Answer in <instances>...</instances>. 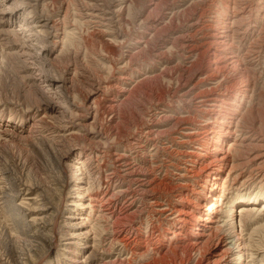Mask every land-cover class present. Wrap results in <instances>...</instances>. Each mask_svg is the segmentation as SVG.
<instances>
[{"label":"rangeland","instance_id":"rangeland-1","mask_svg":"<svg viewBox=\"0 0 264 264\" xmlns=\"http://www.w3.org/2000/svg\"><path fill=\"white\" fill-rule=\"evenodd\" d=\"M235 6H244L256 23L245 39H234L244 53L264 43V0H0L1 263L212 264L213 244L240 235L248 264H264V197L255 208L240 202L264 193V165L258 170L238 167L244 175L236 179L237 171L227 174L229 165L221 169L211 193L222 198L221 208L215 209L219 228L216 233V224L210 228L212 241L200 251L189 239L196 231L193 222L178 228L177 220L170 221L186 208L190 217L204 213L208 201L201 196L208 187L203 181L214 164L208 159L191 165L181 156L188 144L178 143L181 134L174 123L189 108L190 115L194 111L178 95L193 86L197 93L213 81L198 83L208 72L202 68L175 96L174 67L193 59L177 56L181 48L176 43L192 39L198 25L188 22L190 17L213 23L211 16L223 20ZM170 12L179 14L171 18ZM198 37L193 38L197 45L202 42ZM253 63L244 97L252 109L239 124L254 135L247 148L239 149L241 159L253 146L264 148L263 51ZM237 68L228 73L229 85L243 87L246 77ZM240 114L231 120L222 147L234 139L231 132ZM233 201L232 221L225 213ZM238 242L221 264L237 263L238 254L232 253ZM73 243L80 244L78 249Z\"/></svg>","mask_w":264,"mask_h":264},{"label":"bare ground","instance_id":"bare-ground-1","mask_svg":"<svg viewBox=\"0 0 264 264\" xmlns=\"http://www.w3.org/2000/svg\"><path fill=\"white\" fill-rule=\"evenodd\" d=\"M197 1H199V0H197ZM200 1H202V0H200ZM237 1L239 2V0H233V4L234 3L235 4L238 3ZM117 2H119V1H117ZM194 3H195V0H194ZM124 5L125 4L123 3L121 8H124ZM106 6H107V4H106ZM224 6L226 7L227 4L224 5ZM102 9L103 8H101V10ZM120 10H122V9H120ZM180 11H182V10H180ZM186 11H187V9H186ZM194 11H193V13H194ZM174 12L173 13L170 12L172 14V15H170L171 18L175 14H179V12L178 13H174ZM183 12H185V11H183ZM183 12H182V14H183ZM187 12H189V11H187ZM121 13H122V11H121ZM86 14H88V13L86 12ZM94 14L97 15V13H94ZM108 14H109V16L107 15L108 19H111L112 15H114L113 12H109ZM115 14H118V13L115 12ZM88 15H92V12H91V14L89 12ZM229 16L230 17H226L223 20L218 19L217 18V14L214 15V16H211L213 20L211 19L210 21H212L213 23H216V25H217V23L221 22L222 23L221 27H217L213 23H206V24L204 23L203 24L202 22H200V24H199V19H197L196 22H193V18L192 17H190V18L188 17L189 18L188 22H191V24L192 25L194 24L195 26L198 25V27H196V29H195L197 32L195 31L194 34L191 35L192 39H188V40H184L183 39V40L178 41L176 43V47L181 48V49H178L177 56H182L183 58H186V59H189V58L193 57V59L187 60V62H186L187 65L182 66L179 63L181 67H179L178 64L174 67L175 73H174V71H173V73H174V75L176 74V77L174 79L176 86L174 87L173 93L175 94V96L178 95V92H180L181 88L185 85V83L188 81V79L194 74V72L197 71V70H200L202 68L207 70L208 72L205 73V75L199 79L198 83L200 84L202 82H209V84H210V82L213 81L210 86L206 87L205 89H202V90L198 91L197 93H195V92L193 93V91L191 90L194 87L193 86L191 89L185 90V91L181 92L180 95H178V98H177V99H179L178 101H182L184 104L185 103L191 104V106H192L191 110L193 108L194 115H190V112H189L190 108H189V110L186 111L185 118L177 117L176 120H175V123H174V127H175L174 130L178 131L181 134V136H179L177 138L178 139V143L182 144V145L188 144V145H186V146H188L187 147V151H184L185 153L181 155L184 158V162L185 163L191 162V165L192 164L194 165V164H197V163H202L205 160L207 161L208 159H210L208 164H210V163L212 164V162H214V164H212V166L209 167L208 172L206 173L205 179L203 181V183H206V187H204V188L207 189V187H208V192L203 193L202 196H201V193L199 194L201 196V200L203 202L208 201L207 205L206 206L204 205L205 206L203 208L204 213H200V214L196 215V217H192V216L190 217V215H191L190 212L191 211L189 212V210H187V208H186V209H182L181 211H178V212H180V216L179 217L170 219L171 222H174V220H177V222H179V223H175V224H177L178 228H183L184 225L186 227L188 224L193 222L192 223L193 224V229H196V231L191 233V236H190L189 239H190V242L192 241L191 245H193V247L199 248V251H200V248L203 245L207 246L208 243L212 241L213 234L211 233L210 228H213L214 224H216V223L218 224V220L219 219H217V217H216V212H217V210H219L218 207L221 208L222 198L221 197H218V198L212 197L211 193H212V191H214V189L216 187V182H217V180L219 178L221 169L224 168L225 166L229 165V169L227 171V174H229L230 172H233V174H234L237 171L236 174H234V176H233V179H236V178H243V175H244L241 172L242 170L240 168L238 169V167L244 166L243 168H246L248 166V167H250V169L254 168V170H258V169H260V166L264 165V148H262L260 146H257V147L253 146L252 150L248 154L246 153L245 155L244 154L242 155V156H245L243 159H241L240 158L241 156H239L241 154L237 155L238 152L240 151L239 149L245 148V147L247 148L249 146V144H250L249 140H250L251 136L254 135L252 130H247L246 131V130L242 129L241 128L242 126L239 123H242V120L245 119L244 118L246 116L245 113L251 112V109H252L251 105H248V107H246V105L244 104V97L247 95L246 94V90H247L246 86L248 84V79H249V75H250L249 72L251 71L250 70V66L254 64L253 61L255 60L256 55L259 53V51H263L264 52V43L263 44L261 43L257 48L254 47L253 49H250V50L247 49L246 52L244 51V53H242L241 52V46L240 47L234 46V39H237V40H240V41L245 39L244 36H247V35H249L251 33V27L255 28V24L256 23L254 24L251 21L250 13L248 11H246V9H244V6L243 7H239V8H236V6H235V9L232 8V14H230ZM183 17H184V14H183ZM102 18H103V16H102ZM143 18H145V17H143ZM119 19H121V18H119ZM171 20H173V19H171ZM242 21H244V22L242 23ZM117 22L119 24L121 21L119 22L118 19H117ZM242 25H244V26H242ZM196 35H199L198 40H202V42L199 45L194 43L195 40L193 38H195ZM258 36H259V34H258ZM141 37H143V36L141 35L140 38ZM239 38H241V39H239ZM136 42H142V40L141 39H139V40L137 39ZM143 42H146V41H143ZM119 43H121V42H119ZM202 47H204L203 50H199L198 51V48H202ZM184 48L186 49L185 51H184ZM196 50H197V52H196ZM258 59H256V60H258ZM236 67H239V69L237 68L239 76L243 77L245 75V77H246L244 84L242 83L243 87H233V86L229 85V82H231V80H229L230 76L228 75V73H229V71L234 70ZM172 70H173V68H172ZM233 76L235 77V74ZM166 79H167V82H169V83L172 82L173 83L172 76H168ZM242 82H243V80H242ZM198 83H196V84L198 85ZM170 85H172V84H170ZM232 85H233V83H232ZM190 94H192V95H190ZM251 97L252 96L249 97V100L251 99ZM113 99H115V98H113ZM108 102H110V101H108ZM111 107H113V106L111 105ZM101 108L107 109L105 107H101ZM113 108H115V107H113ZM239 112H241V114H240V116H238L236 118V121L234 122L235 123L234 124V130L231 132L232 134H234L235 137H234V139H232V141L228 142V146L226 148L222 147L220 142L222 141V139H223V141H225V139L228 138V136H227V133H228L227 130L228 129L227 128H229L231 120ZM106 115H108V114H106ZM106 115H104V116H106ZM111 116H113V115H111ZM116 116H117V114H116ZM192 118L197 120V121L192 120ZM195 122H199V125H196ZM33 124L34 123H32V125ZM106 124H108V123H106ZM110 131H112V130H110ZM119 131H120V129H119ZM117 132H118V130H117ZM114 133H116V132H114ZM148 133H149V131H148ZM107 143L109 144V142H107ZM256 144H258V143H256ZM138 146H139V144H138ZM250 146H252V145H250ZM254 148H256V149H254ZM173 150H175V149H173ZM173 150H172V152H173ZM242 151H244V149ZM177 153H178V151H177ZM120 156H122V154ZM177 159H178V157H177ZM114 160L116 161L117 158L114 159ZM169 163H170V161H169ZM124 164H126V163H124ZM184 166H185V164H184ZM177 167H178V165H177ZM116 169H120V168H116ZM122 169L124 170V168H121V170ZM125 169H126V167H125ZM188 170H189V168H188ZM239 170H241V171H239ZM249 170H247V171H249ZM77 171H79L78 167H77ZM194 171H195V169H194ZM116 172H117V170H116ZM112 173H113V170H112ZM128 173H130V172H128ZM196 173H198V171ZM178 174H180V173H178ZM189 174L191 175L192 173L189 172ZM247 177H246V179H247ZM161 180L162 179H160V181ZM238 180H240V179H238ZM134 181H135V179H134ZM183 181H184V179H183ZM136 183L137 182H135V184ZM184 183H186V182H184ZM147 184H149V183H147ZM152 185H151V187H152ZM225 185H226V180L224 179V181L222 183V188H224ZM128 190H130V189H128ZM132 190H133V188H132ZM115 193H116V191H115ZM221 193L222 194L224 193L223 189H222ZM107 195H108V193L105 194V196H107ZM110 196H111V194H110ZM110 196H108L105 199L107 201L106 203H108L109 199L111 198ZM114 197H116V196L114 195ZM263 197H264V193H260V194H257V195H251L250 197L241 198L240 202L253 203V207L252 208H255V204H257V202ZM101 198H103V196ZM231 204L232 205L228 206V209H227L228 211L225 213V217L230 218V220L233 221L234 219H236V213H234V211H235L234 205L236 204V201H233V203H231ZM77 205L78 204H75V206H77ZM107 206H109V205H107ZM216 208H217V210H215ZM163 209H165V208L163 207ZM170 209H172V208H170ZM243 209H244V206H243V208L240 206V211H242ZM156 210H158V209H156ZM166 210H167V208H166ZM163 211H165V210H163ZM174 211H176V210L174 209ZM124 216L126 217V214ZM164 216H166V214ZM117 217L118 216H116L114 218H117ZM162 218H164V217H162ZM238 219H240V218L238 217ZM113 220L115 221V219H113ZM223 222L226 223V221H223ZM217 224L214 227V232L215 233H216L215 228H216V230L219 228V226ZM206 230H208L209 232L205 233ZM217 232H219V230ZM80 234H85V233L84 232H80ZM230 239L231 240L228 239L229 241H226V240L217 241V243L215 242V244H213V247L210 250L212 252V256L215 258V261L213 260L214 261L213 263L210 261L212 264H221V260L220 259L221 258L223 259L224 255L226 254V252H228V250L231 251V249L233 247L232 245H234V244L236 245L237 244L236 241L238 242V240L241 239V236L238 235V236H236L234 238L231 237ZM217 240H219V239H217ZM187 243H188V241H187ZM187 243L185 242V244H187ZM238 243H239V245H238L236 251H233L234 253H232V255L233 254H238L237 255L238 261L235 264H248L249 261L247 259V251L245 250V248L247 246L244 245V241H241V242H238ZM76 244H78V245H76ZM79 245H80L79 243H73V247L72 248L76 250V249H78ZM211 245H212V243H211ZM181 248H182V245H181ZM190 249H191V246H190ZM202 249H203V247H202ZM66 252H73V251H72V249H67ZM29 262L32 263L30 260H29ZM74 262H79V261L74 259ZM0 264H6V262H2V263L0 262ZM207 264H208V262H207ZM223 264H231V262L225 261Z\"/></svg>","mask_w":264,"mask_h":264}]
</instances>
